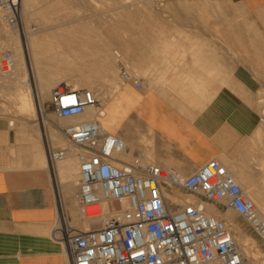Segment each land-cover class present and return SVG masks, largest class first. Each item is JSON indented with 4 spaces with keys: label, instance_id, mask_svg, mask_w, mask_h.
<instances>
[{
    "label": "built area",
    "instance_id": "built-area-1",
    "mask_svg": "<svg viewBox=\"0 0 264 264\" xmlns=\"http://www.w3.org/2000/svg\"><path fill=\"white\" fill-rule=\"evenodd\" d=\"M0 12L8 25L20 26L19 0H0ZM1 70L7 76L15 71L11 51L4 53ZM121 74L125 82L141 86V80L127 69ZM50 103L57 129L79 163L75 194L79 207L91 221L111 215L101 227L88 231L76 230L64 221L54 229V238L64 245L70 264H253L240 252L227 221L207 211L208 205L223 215L232 210L253 233L264 237V219L254 201L219 159L187 178L141 156L128 163L119 157L126 153L125 142L105 130L98 118L60 123L99 107L93 91L60 86L52 90ZM46 150L51 164L70 153L68 148H52L48 143ZM174 188L195 200L185 205L170 202L166 195Z\"/></svg>",
    "mask_w": 264,
    "mask_h": 264
},
{
    "label": "crops",
    "instance_id": "crops-1",
    "mask_svg": "<svg viewBox=\"0 0 264 264\" xmlns=\"http://www.w3.org/2000/svg\"><path fill=\"white\" fill-rule=\"evenodd\" d=\"M262 1L249 8L257 9ZM256 57L264 60V44ZM189 64L177 72L172 66L162 71L160 87L151 88L149 81L138 87L124 82L104 117L107 131L126 143L127 158L141 156L183 178L213 159L234 160L230 154L236 141L252 135L261 121L233 90L230 78V86L208 94L200 86L194 93L213 65L207 60ZM241 80L248 83L239 75ZM51 123L57 128L58 121ZM40 129L0 125V264H70L64 245L53 235L59 208Z\"/></svg>",
    "mask_w": 264,
    "mask_h": 264
},
{
    "label": "rangeland",
    "instance_id": "rangeland-1",
    "mask_svg": "<svg viewBox=\"0 0 264 264\" xmlns=\"http://www.w3.org/2000/svg\"><path fill=\"white\" fill-rule=\"evenodd\" d=\"M117 1L119 0H32L36 16L31 17L30 27L33 29L36 21L41 20L40 15L37 14L43 6H51L54 10H51L50 18L54 17L50 19L51 25H65L61 28L56 27L52 30L53 33L64 31L70 33L79 30L84 35H92L87 28L95 27L103 39L116 41V51L119 52L120 47H125V49L129 47L128 55L122 53L124 58L122 62L129 61L128 65L131 68L129 67V70L126 68L129 73L142 80L143 83L149 81L151 88L164 84L161 79L162 71L169 70L171 66L176 67L175 72H177L178 68H188L189 60L192 62L210 61L213 67L207 70L208 79H201L200 84L196 83L193 88L194 93H199L200 86L206 87L202 88V93L206 94L217 91L222 86H230V78L234 83L233 90L253 107L259 116L264 115V102H260L264 99V60L258 61L256 57L259 46L264 44V0L255 10H251L249 5L256 3V0H120L119 5L132 6L131 15L128 13L118 14L120 10ZM73 7L77 9H73ZM107 22L109 23L107 24ZM3 24L7 25L4 22ZM88 32L90 33L87 34ZM125 62L124 64H127ZM135 63L139 66H136ZM122 69L123 66L118 69L120 86L124 82L121 74ZM239 75L248 80L246 85L242 80L238 81ZM130 85L134 86L132 83ZM165 87H168L166 82ZM86 89L91 90L90 88ZM99 95V97L102 96L100 107H105L104 109L107 110L109 101L114 98L116 93L111 96L109 94L104 96L100 93ZM49 96L46 97V113L54 121H58ZM5 104L9 106L13 116L9 115L8 117L7 115L4 117L5 119H0V125L2 123L4 126H9L10 122H13L15 126L11 127L17 129L19 126L23 128L35 126L37 128L41 123L39 116L31 117L29 121L31 123L13 118L14 115H17V111L14 108L11 109V104L9 105L7 102ZM103 127L107 130V125L104 122ZM258 131L261 134H258ZM34 135L40 139L37 132H34ZM230 156L239 163L241 159L238 158L243 157L245 159L243 162H247L249 166L257 165L259 168L256 170L259 175L257 180L263 184L264 122L260 121L252 135L237 140ZM122 159L130 163L134 158L129 156V158ZM223 164L224 166L228 165L227 162H223ZM77 166L79 167L78 162ZM65 187L64 184L61 185L66 204L68 206L76 205L79 208L75 199L77 190H73L70 194ZM177 191L183 196L189 195L183 190ZM169 200L174 203L171 198ZM232 213L251 237L253 245L264 252V238L253 233L242 216L234 211ZM72 227L76 230H84L81 225L74 224ZM250 262L255 263L252 258H250Z\"/></svg>",
    "mask_w": 264,
    "mask_h": 264
},
{
    "label": "bare ground",
    "instance_id": "bare-ground-1",
    "mask_svg": "<svg viewBox=\"0 0 264 264\" xmlns=\"http://www.w3.org/2000/svg\"><path fill=\"white\" fill-rule=\"evenodd\" d=\"M119 1H117V5H119ZM33 2L32 0H19L21 20L19 27L8 25L0 12V119H3L7 115L8 117L9 115L13 116L11 113L12 111L5 102L9 105L11 104V109L14 108L15 111H17V115H14L13 118L29 122L31 117L39 116L41 123L37 127H41L45 136V142L52 148H68L70 150L69 155L65 159L59 160L53 164L50 163L53 182L55 184L58 210H60L58 221L53 229L60 227L63 221L71 227L74 224L81 225L84 229L83 231L96 229L101 227L104 221L110 219L111 215H105L102 220L91 221L84 216L80 207L78 208L76 205L68 206L62 194L61 185L63 184L70 194L73 190H78V181L80 177L79 167L77 166L78 160L75 151L70 143H68L65 136L51 123L52 118L47 115L45 110L46 97L49 95V97H51L52 90L63 85H66L70 90L90 88L99 100H102L100 99L102 96L99 97V93L104 96L107 94L111 96L113 93L117 94L121 87L119 83L120 80L118 79V69L123 66V68L129 70L130 66L128 63L130 62L124 61L127 64L122 62V59L124 60L122 55L125 54L126 51L125 47H120L119 52L116 51V41L112 39H103L101 34L97 33V29H95V27L93 28L91 24H89V26L92 27H88L87 29L91 31L92 35L89 34L90 32L87 33L89 35H84V33L79 30L70 33H66L65 31V33H53L52 30L56 27L61 28L65 25L54 26L50 24V19L54 18H50L51 6L38 8V14L36 13L37 11L35 13L38 16L40 15L41 20L38 19L39 21H36L32 29L30 27V19L35 15L33 11ZM131 7L132 6L120 4V11L117 13H128L131 15ZM74 8L75 7H73V9ZM68 9L70 8L68 7ZM56 11L58 12V10ZM70 11L68 12L71 13ZM3 22L9 27L4 25ZM108 23L109 22H107V24ZM7 51L12 52L15 61V71L9 76L5 75L1 70V59ZM131 76L134 75L131 74ZM260 102H264V99H262V101L260 100ZM100 105L99 107H90L83 115L60 120V123L62 125H68L77 121L80 122L81 120L89 121L88 119L94 120L98 118L101 123L104 122L108 127V124L104 121V117L107 116V110L104 109L105 107H100ZM13 125L14 123L10 122L9 126L11 127ZM258 134H261V132L258 131ZM119 157L121 159L127 158V155L123 153ZM238 159H241L240 163L237 160L223 162L228 163L225 167L235 177L246 195L254 201L258 214L264 219V183L262 184L257 180L259 175L256 173V170H259V168L257 165L249 166L247 162L244 163L243 160L245 159L243 157ZM168 195L174 203L182 205L195 200L194 196H183L175 188L172 189V192H169ZM124 204L126 207L127 204L125 202ZM207 211L209 214L227 221L232 228L234 239L240 252L248 259L249 263H252L250 262V258H252L255 261L253 264H264V252L256 245H253L251 237L245 232L241 223L237 221L232 210H228L223 215L216 206L208 205Z\"/></svg>",
    "mask_w": 264,
    "mask_h": 264
}]
</instances>
